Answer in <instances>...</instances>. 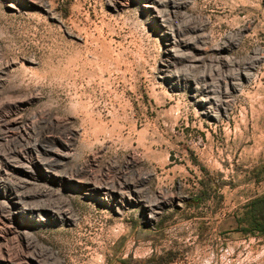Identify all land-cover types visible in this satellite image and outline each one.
Returning a JSON list of instances; mask_svg holds the SVG:
<instances>
[{"label": "rangeland", "instance_id": "374dc122", "mask_svg": "<svg viewBox=\"0 0 264 264\" xmlns=\"http://www.w3.org/2000/svg\"><path fill=\"white\" fill-rule=\"evenodd\" d=\"M0 152V264L263 260L264 0H0Z\"/></svg>", "mask_w": 264, "mask_h": 264}, {"label": "crops", "instance_id": "0c3cea01", "mask_svg": "<svg viewBox=\"0 0 264 264\" xmlns=\"http://www.w3.org/2000/svg\"><path fill=\"white\" fill-rule=\"evenodd\" d=\"M215 231V236L224 242L223 250L228 249V245L231 242L244 241L249 238H256L258 244L255 251L264 250V195L256 199V202L248 204L243 208H237L229 213L220 216L217 227ZM254 246V244H253ZM188 259L181 264H211L210 261V247H203L202 249V259H195L193 254L189 255L187 252ZM205 253L208 257L205 261ZM189 256L192 258L189 259ZM144 264L147 263V259H144ZM155 264H179L177 260L163 258L161 261H156ZM251 264H264V259L259 261H254Z\"/></svg>", "mask_w": 264, "mask_h": 264}, {"label": "bare ground", "instance_id": "6f19581e", "mask_svg": "<svg viewBox=\"0 0 264 264\" xmlns=\"http://www.w3.org/2000/svg\"><path fill=\"white\" fill-rule=\"evenodd\" d=\"M47 152H50L51 154H53V155H57V158H62V157H64L65 155H67V152H58V151H55V149H48V151ZM1 153V152H0ZM56 158V157H55ZM56 162V161H55ZM47 164V163H46ZM49 164V163H48ZM47 164V165H48ZM24 165V164H23ZM24 167L26 168V165H24ZM28 169V168H27ZM46 169H47V167H46ZM48 170V169H47ZM25 171V170H24ZM6 182V181H5ZM106 188H108L109 189V187H106ZM111 189V188H110ZM117 193V192H116ZM19 193H17V195L16 196H18V199L17 200H15V205L17 206V211H21L22 213H24V212H26L27 213V211H26V209H27V207H26V205H27V203H25V200H24V198H22V196H20V195H18ZM159 204V203H158ZM39 207V206H38ZM153 207V206H152ZM150 205H149V208H152ZM30 208V207H29ZM37 208V207H36ZM155 208V207H154ZM31 209H35L34 207H32ZM40 209V208H39ZM29 210V209H28ZM155 210V209H154ZM157 210V209H156ZM33 211V210H32ZM159 211V210H158ZM49 212V213H48ZM33 213H36L35 211L33 212ZM39 213H47V214H50L52 217H54V218H62V216H61V214L62 213H60V212H57V211H54V210H52V209H49V208H47V206L46 207H43V208H41L40 210H39ZM39 215V217H38V219L41 221V220H44L45 218L42 216V215H40V214H38ZM26 216H28V215H26ZM31 216V215H30ZM69 216V215H68ZM21 217H23V216H21ZM21 217H19V218H21ZM31 219H33V217L31 216ZM32 261L34 262V259L32 258ZM15 264H19V263H15ZM22 264V263H21Z\"/></svg>", "mask_w": 264, "mask_h": 264}]
</instances>
